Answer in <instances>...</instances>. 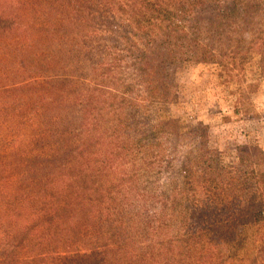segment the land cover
Returning <instances> with one entry per match:
<instances>
[{
	"label": "trees",
	"instance_id": "1",
	"mask_svg": "<svg viewBox=\"0 0 264 264\" xmlns=\"http://www.w3.org/2000/svg\"><path fill=\"white\" fill-rule=\"evenodd\" d=\"M72 1L63 4L69 8L66 24L54 30L69 46L66 52L56 45L64 59L54 61L60 64L55 70L70 66V73L40 72L43 63L23 62L32 73L10 83L11 89H0L9 96L20 84L34 88L0 100V111H13V121L34 120L28 123L30 139L14 149L19 163L13 169L19 165L22 171L1 172L11 181L4 177L0 183V264H255L259 252L264 254V156L255 161L239 148L236 164L173 178L167 194L150 196L138 188L137 164L144 160L151 169L158 162L153 150L162 144L158 139L169 141L165 126L156 133L139 131L137 119L146 96L167 86L172 61H217L240 42L264 59V4L118 0L116 16L107 0ZM25 4L36 2L16 3ZM8 16L4 6L0 35L13 40L3 28L14 26L16 16ZM92 20L114 28V36L101 35L112 43L101 61L93 49L83 51L94 37L88 28ZM30 57H38L35 50L26 60ZM51 79L62 88L45 89L56 83ZM106 80L123 89H111ZM9 122L4 118L0 126ZM122 163L120 178L108 181ZM113 164L116 168L106 169ZM255 234L257 254L245 258Z\"/></svg>",
	"mask_w": 264,
	"mask_h": 264
},
{
	"label": "rangeland",
	"instance_id": "2",
	"mask_svg": "<svg viewBox=\"0 0 264 264\" xmlns=\"http://www.w3.org/2000/svg\"><path fill=\"white\" fill-rule=\"evenodd\" d=\"M1 1L9 11L8 19H13L14 16L16 19L14 26L6 25L3 28L11 32L14 39L9 40L0 35V89H11L12 87L8 86L10 83L32 73L22 67L23 62L25 66L32 63H39L40 66L43 63L45 70L40 72L70 73V66L65 70H55L60 64H55L54 61L60 63L64 59V53L60 56L56 53L58 50L56 45L61 46L66 52L69 46L65 45L64 37L59 36L54 30L66 24V13L69 8L63 4L73 5V1L32 0L36 4L29 5L41 7L40 12L31 6L27 7V4L17 7L16 3L19 0ZM107 1L116 7L114 15L118 16L119 9L116 4L118 0ZM119 1L124 3V0ZM222 1L233 2L241 8L247 7L249 3V0ZM258 1L264 4V0ZM4 6L0 7V11ZM83 13L86 14L87 11ZM89 27L94 37L87 39L83 51L93 49L94 59L101 61L103 60L101 52L105 51L107 46H112L107 39L102 40L101 35L104 33L114 36V28L112 23L106 26L99 24L97 20H92ZM84 28L80 26L79 33H82ZM75 37L78 43L80 38L76 33ZM99 43L102 46H99L98 50ZM45 49L49 51L40 54V50ZM34 50L38 57L26 60ZM38 75L39 72L36 76ZM167 75L165 89L146 96L137 119L139 131L146 129L148 132L156 133L161 126H165L163 130L169 141L164 143L165 139L162 136V139H158L162 141L161 146L156 145L153 148L158 160L153 164L156 165L155 168L152 166L151 169H146L144 160L138 162L137 166L142 168L136 177L141 191L150 196L161 193L165 195L170 191L173 178L179 180L186 174L232 166L238 162V150L242 147L249 151L255 161L264 156V59L255 49L240 42L232 54L217 61L204 63L195 60H175L168 64ZM92 79L96 83L101 81L98 75ZM51 80L56 83L45 85V89L62 88L61 81ZM72 82L75 83V87H79L77 76ZM105 83L111 89H123L122 86L108 84V80ZM19 87L21 89L10 91L9 96L0 90V100L21 97L29 89H34L33 87L25 89V84H20ZM4 118H8L10 122L6 126H0V177H2L0 183H3L5 177L3 174L14 170L22 171L19 165L13 169V163H19V154L14 149L30 139L28 123L34 121L26 119L20 122L18 117L13 121V111H9L8 115L0 111V121ZM11 124L12 130L8 129ZM145 147L146 145L143 149ZM8 161L11 163H7ZM122 164L120 169L108 177V181L109 178H120V172L124 171V163ZM114 168L116 166L113 164L112 168L108 166L106 169ZM184 168L187 172L183 171ZM15 175L14 177H17ZM6 181L10 184L11 180L6 178ZM259 236L257 234L252 236L248 250L243 254L245 258H255L260 245ZM83 243L86 246L92 244L86 240H83ZM80 248L84 249V246L80 244ZM255 264H264V254L259 252Z\"/></svg>",
	"mask_w": 264,
	"mask_h": 264
}]
</instances>
